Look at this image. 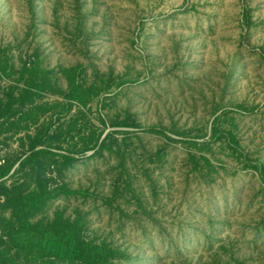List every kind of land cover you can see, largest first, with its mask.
Wrapping results in <instances>:
<instances>
[{
	"label": "rangeland",
	"instance_id": "374dc122",
	"mask_svg": "<svg viewBox=\"0 0 264 264\" xmlns=\"http://www.w3.org/2000/svg\"><path fill=\"white\" fill-rule=\"evenodd\" d=\"M0 264H264V0H0Z\"/></svg>",
	"mask_w": 264,
	"mask_h": 264
},
{
	"label": "trees",
	"instance_id": "16d2710c",
	"mask_svg": "<svg viewBox=\"0 0 264 264\" xmlns=\"http://www.w3.org/2000/svg\"><path fill=\"white\" fill-rule=\"evenodd\" d=\"M64 252H65V251H64ZM78 252H79L78 249H73V250H71V251H70V254H72V255H70L69 259H70V260H77V258H80Z\"/></svg>",
	"mask_w": 264,
	"mask_h": 264
}]
</instances>
